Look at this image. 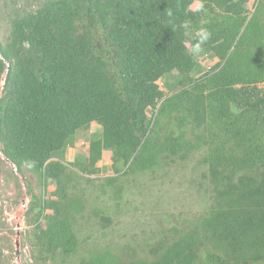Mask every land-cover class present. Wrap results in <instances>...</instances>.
Wrapping results in <instances>:
<instances>
[{"label":"trees","instance_id":"1","mask_svg":"<svg viewBox=\"0 0 264 264\" xmlns=\"http://www.w3.org/2000/svg\"><path fill=\"white\" fill-rule=\"evenodd\" d=\"M248 2L42 0L13 14L0 43V153L34 178L25 216L36 261L264 264V0ZM93 122L87 155L67 161ZM189 160L208 195L199 213L72 261L86 212L102 230L114 221L88 210L81 179L117 199L138 175Z\"/></svg>","mask_w":264,"mask_h":264},{"label":"rangeland","instance_id":"2","mask_svg":"<svg viewBox=\"0 0 264 264\" xmlns=\"http://www.w3.org/2000/svg\"><path fill=\"white\" fill-rule=\"evenodd\" d=\"M41 1L0 0V43L8 38L9 21L13 14L31 10ZM197 5L198 2L193 3L192 9ZM247 8L252 10L253 0L248 2ZM197 59L205 68L215 63V58L209 56ZM158 84L161 83L158 81ZM97 128L92 123L89 129L78 130L73 146L67 149V161H72L75 155H87L89 136ZM109 162L107 155H104L100 164ZM191 166L189 160L185 162V166L182 163L172 164L165 175L160 174V170H157L156 177L140 174L134 182L126 184L121 197L117 199L112 197L111 189H106L104 194L100 192L98 185L101 180L94 179L91 184H87L81 179L80 185L84 186L89 200L88 210L99 206L113 215L114 221L112 230H102L93 215L87 216L86 212V221H80L83 223L79 233L81 249L72 261L76 262L77 257L85 254V249L93 247L94 243L106 246L110 239L125 245L127 242L140 245L142 238L149 236L151 230L161 229L159 221L162 217L166 219L171 216L166 224L171 225L199 213L206 206L208 195L203 187L199 188L196 184L201 179L200 169L192 171ZM25 180L35 186L34 178L29 172H24V177H21L0 153V264H52L50 259L36 261L33 257L35 252L30 243V232L34 224L30 216H25L29 202ZM52 189L53 186H49L48 191ZM40 224H44L42 219ZM103 232L107 234L102 235Z\"/></svg>","mask_w":264,"mask_h":264},{"label":"clouds","instance_id":"3","mask_svg":"<svg viewBox=\"0 0 264 264\" xmlns=\"http://www.w3.org/2000/svg\"><path fill=\"white\" fill-rule=\"evenodd\" d=\"M251 0H249V2H250ZM195 2H197V1H195ZM195 2H193V3H195ZM192 3V4H193ZM248 4V3H247ZM255 4V0H253V5ZM191 8H192V6H191ZM253 9V8H252ZM203 10V4H199L198 5V7L196 8V11L197 12H199V11H202ZM249 10V9H248ZM167 15L168 16H171L172 15V13L169 11L168 13H167ZM184 27L185 28H187L188 27V25L187 24H185L184 25ZM209 35H210V33L206 30V29H201V31H200V39L201 40H206V39H208V37H209ZM212 66V65H211ZM209 68V67H208ZM159 85H161V84H159ZM94 123V122H93Z\"/></svg>","mask_w":264,"mask_h":264}]
</instances>
